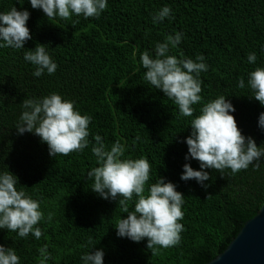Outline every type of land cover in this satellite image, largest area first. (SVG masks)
<instances>
[{
	"label": "trees",
	"instance_id": "trees-1",
	"mask_svg": "<svg viewBox=\"0 0 264 264\" xmlns=\"http://www.w3.org/2000/svg\"><path fill=\"white\" fill-rule=\"evenodd\" d=\"M165 6L173 18L154 23L153 16ZM12 7L30 13L26 26L32 39L26 49L0 48V174L9 170L17 176V189L39 202L43 219L37 225L39 240L0 229V245L12 248L19 264H38L44 245L50 253L47 264H83L81 255L95 249L103 250V264H202L223 250L264 199V157L254 162L258 170L251 164L236 174L205 169L211 177L207 187L181 180L183 164L199 170L198 161L185 160L183 141L193 117L182 116L173 100L144 79L139 57L144 51L154 55L156 43L182 32L169 54L193 60L200 54L207 65L199 76L202 101L193 106L194 115L203 103L224 95L242 134L264 149V129L258 126L264 105L250 98L248 86V73L264 67V0H107L99 18L73 15L67 21L48 20L30 0H0V12ZM37 43L57 64L51 75L45 70L34 76L35 66L24 59ZM252 52L255 64L247 60ZM240 78L243 89L237 86ZM53 92L91 117L83 151L51 157L39 136L18 134L23 100ZM97 134L109 148L119 141L123 158H146L148 184L160 176L184 194L178 245L151 255L146 238L134 242L117 236L115 224L126 213L116 201L95 193L87 176L98 166L91 151Z\"/></svg>",
	"mask_w": 264,
	"mask_h": 264
},
{
	"label": "clouds",
	"instance_id": "clouds-1",
	"mask_svg": "<svg viewBox=\"0 0 264 264\" xmlns=\"http://www.w3.org/2000/svg\"><path fill=\"white\" fill-rule=\"evenodd\" d=\"M30 4L33 9H41L48 20L58 17L65 21L73 15L99 18L107 8V0H30ZM171 11L167 6L162 7L153 16V22L173 18ZM29 16L26 9L17 10L16 7L0 12V48L26 49L25 42L32 39L26 26ZM72 23L76 24L78 20H72ZM182 36V32L169 35L165 42L155 44L154 55L144 51L139 57L145 70L144 79L173 100L182 116L193 117L190 134L183 141L187 145L185 160L198 161L199 170L185 163L180 179H194L202 187H207L205 181L211 177L205 169L221 174L230 169L232 174H236L251 164L258 170L260 165L254 162L264 157V149L257 146L251 136L242 134L231 114L235 108L226 96L203 103L199 114L194 115L196 109L193 106L202 101L199 76L207 71V65L200 54L195 60L185 58L182 53L179 58L169 54V46H178ZM24 59L35 66L33 75L36 77L45 70L51 75L57 69L43 44L37 43L33 49H27ZM247 60L255 64L256 54L249 53ZM237 86L245 87L243 78L239 79ZM248 86L252 93L250 98L254 97L264 105V67H255L248 73ZM22 107L24 110L15 127L18 134L29 132L39 136L48 145L51 157L58 154L67 156L88 147L91 117L75 110L74 102L53 92L39 99H24ZM258 126L264 129V112L259 114ZM94 141L91 151L98 166L88 171L87 176L94 181L91 189L95 193L116 201L121 212L126 213L115 224L117 236L134 242L146 238V247L151 255H157L161 248L178 245L184 230L183 224L178 222L184 216V194L176 190L174 183L160 176L155 183L148 184L151 170L148 160L144 157L123 158L125 149L119 141L110 148L98 134ZM17 183V176L9 170L0 174V229L15 232L21 238L32 234L39 240L42 230L37 225L43 219L40 204L23 189L18 190ZM130 202L134 204L132 210ZM48 219H51V214ZM38 252V264H47L50 258L47 245L40 247ZM103 256L102 249H95L83 253L81 260L83 264H103ZM19 260L12 248L0 245V264H19Z\"/></svg>",
	"mask_w": 264,
	"mask_h": 264
},
{
	"label": "water",
	"instance_id": "water-1",
	"mask_svg": "<svg viewBox=\"0 0 264 264\" xmlns=\"http://www.w3.org/2000/svg\"><path fill=\"white\" fill-rule=\"evenodd\" d=\"M202 264H264V199L225 248Z\"/></svg>",
	"mask_w": 264,
	"mask_h": 264
}]
</instances>
